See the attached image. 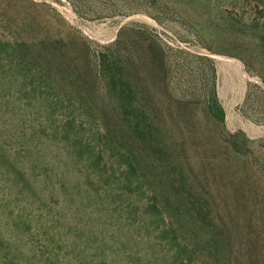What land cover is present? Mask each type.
<instances>
[{"label":"rangeland","instance_id":"rangeland-1","mask_svg":"<svg viewBox=\"0 0 264 264\" xmlns=\"http://www.w3.org/2000/svg\"><path fill=\"white\" fill-rule=\"evenodd\" d=\"M0 264H264V0H0Z\"/></svg>","mask_w":264,"mask_h":264}]
</instances>
